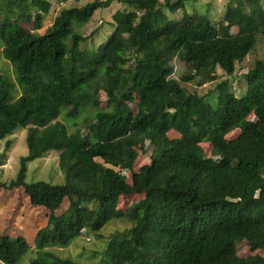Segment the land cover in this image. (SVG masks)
<instances>
[{
	"label": "trees",
	"instance_id": "16d2710c",
	"mask_svg": "<svg viewBox=\"0 0 264 264\" xmlns=\"http://www.w3.org/2000/svg\"><path fill=\"white\" fill-rule=\"evenodd\" d=\"M113 1L62 8L38 33L49 1L0 0V54L13 71H0V140L21 127L27 145L16 175L0 188H22L46 213L29 264H75L48 247L67 246L112 219L132 225L105 264H252L224 231L264 230V54L245 72L243 95L227 78L205 93L183 83L212 82L218 69L234 73L264 38V0H236L216 24L205 12L173 19L169 11L187 0H119L107 40L81 47L88 36L76 27ZM174 56L186 65L179 79ZM85 106L82 131L76 118ZM146 142L148 162L134 170ZM10 145L7 139L0 166ZM50 151L63 181L27 182V164ZM131 194L143 197L117 205ZM27 250L23 233H0L1 263L18 264Z\"/></svg>",
	"mask_w": 264,
	"mask_h": 264
},
{
	"label": "rangeland",
	"instance_id": "374dc122",
	"mask_svg": "<svg viewBox=\"0 0 264 264\" xmlns=\"http://www.w3.org/2000/svg\"><path fill=\"white\" fill-rule=\"evenodd\" d=\"M50 2V9L47 14L43 16L41 28L37 30L38 33L43 32L51 25L54 17L62 8H69L72 6L81 7L84 4L93 0H47ZM236 0H187L184 8L174 12L169 11V15L175 20H180L184 16H191L193 14L206 13L212 23L216 24L219 18L223 15L227 6L234 5ZM123 3L119 0H114L108 7L96 9L90 20L76 27L82 35L88 36L87 40L81 44V47L96 48L102 42H105L114 29V21L112 14L116 9H122ZM168 14V9L164 8ZM30 27L31 23L25 24ZM237 28L232 27L231 32H236ZM1 50V44H0ZM264 54V38H259L253 52L249 53L243 61L236 64L235 71L232 75H226L220 69L217 70L218 78L212 82H206L198 85L195 82H185L183 85L189 92L205 93L212 89L217 81L227 78L230 82L231 89L236 95L240 96L246 92V84L244 74L251 66L256 58L262 57ZM170 64L173 68L172 77L179 79L181 74L186 72V65L177 56H174ZM0 71L6 72L13 77L12 66L0 54ZM1 73V72H0ZM82 89L78 90L76 94L80 93ZM19 95V90L16 91L15 96ZM214 95H209L208 100L212 105L214 104ZM99 99L104 100L105 94L99 93ZM78 127L84 131L85 120L82 115L87 106L82 107ZM60 121L64 123H71L73 120L63 119L59 117ZM74 125V124H73ZM70 125V129H73ZM24 128H17L12 134L0 140V151L4 149V143L8 139L11 141V147L7 151L6 162L0 166V181L7 182L16 175L19 167V157L27 153V145L25 142ZM236 133V132H235ZM229 132L226 138L235 135ZM169 136H172L168 132ZM205 155H209L210 144L200 143ZM138 158L133 166L134 170L144 162H148L151 153V146L148 142L145 143V150H138ZM58 153L50 151L46 156L37 158L27 164V172L25 180L27 182L43 180L52 184L61 183L63 181V174L58 167ZM126 179L129 180L131 172L123 170ZM143 197L142 194H131L119 199L117 205L126 209L130 203L138 201ZM66 206V201L63 208ZM46 213L44 210L34 208L30 205L27 195L22 188H13L11 190L0 188V233H11L13 230L24 235L28 243V250L18 264H29L37 253L33 247L35 234L39 228L46 223ZM132 222L125 219H112L107 222L102 228L92 231L89 229L82 230L81 234L74 238L67 246L53 245L48 249L63 258L71 259L75 264H105L109 260V252L114 248L115 243L126 236L128 229ZM21 231V232H20ZM254 231L226 229L224 237L230 240L236 248V253L252 264H264V230H257V236H254ZM0 264H3L0 262Z\"/></svg>",
	"mask_w": 264,
	"mask_h": 264
}]
</instances>
